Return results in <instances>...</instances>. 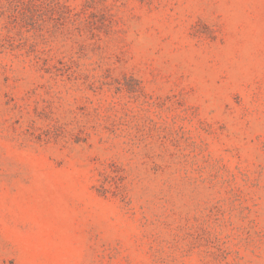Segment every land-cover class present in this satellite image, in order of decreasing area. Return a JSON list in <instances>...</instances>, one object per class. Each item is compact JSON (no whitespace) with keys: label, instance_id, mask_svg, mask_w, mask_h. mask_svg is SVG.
Listing matches in <instances>:
<instances>
[{"label":"rangeland","instance_id":"rangeland-1","mask_svg":"<svg viewBox=\"0 0 264 264\" xmlns=\"http://www.w3.org/2000/svg\"><path fill=\"white\" fill-rule=\"evenodd\" d=\"M0 264H264V0H0Z\"/></svg>","mask_w":264,"mask_h":264}]
</instances>
